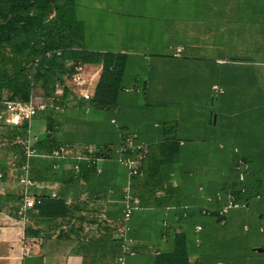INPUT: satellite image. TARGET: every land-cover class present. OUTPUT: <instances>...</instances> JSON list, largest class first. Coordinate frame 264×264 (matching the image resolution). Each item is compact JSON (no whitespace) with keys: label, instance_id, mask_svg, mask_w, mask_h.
Returning a JSON list of instances; mask_svg holds the SVG:
<instances>
[{"label":"crops","instance_id":"obj_1","mask_svg":"<svg viewBox=\"0 0 264 264\" xmlns=\"http://www.w3.org/2000/svg\"><path fill=\"white\" fill-rule=\"evenodd\" d=\"M214 4L207 3V8H211L203 17L211 18V22L204 20L197 25L184 21L182 28L174 23L165 24L168 29L161 45L168 52L171 50L172 55L163 51L153 58L152 55H135L130 60L125 53L127 64L131 61L137 64L138 59H144L147 64L137 67L143 74L132 73L133 83L122 81L123 90L115 110L95 108L77 96L76 91L73 106L54 109L66 126L90 125V138L113 139L114 147L122 136L131 132H136L138 139L147 143L165 137L176 139L171 160L163 168L169 170L172 184L179 185L184 194L182 208L189 209L191 214L187 222L196 221V224L209 222V218L200 216L197 209L205 205V189L217 191L215 189L225 184L228 174H233L228 170L233 166L234 152L246 153L250 179H264V54L252 60L237 52L242 43H264V20L223 16V10L228 9ZM175 34L184 36V40L171 37ZM224 45L232 48L224 51ZM178 47L182 49L176 54ZM84 48L122 53L121 49ZM257 50L263 52L264 48ZM195 58H199V62L193 66ZM87 65L97 74L94 85L90 86L93 94L101 65ZM215 84L222 88L221 92L213 91ZM200 100L206 101L205 104L215 103L218 115L204 111ZM82 144H76L73 151L85 146ZM94 144L90 140L87 145ZM19 157L6 153L1 155L0 161L6 159L8 166H14ZM32 157L28 160L29 170ZM53 160V164L58 163L55 177L35 180L40 187L33 192L40 196H63L69 207L64 217H40L31 208L25 220L18 219L19 199L13 202L14 193L20 195L21 186L16 179L18 164L15 174L6 168L0 170L5 173V178L0 177V206L3 207L0 209V264H119L121 241L115 257L111 248L114 245L112 237L120 240L121 235L107 223V218L120 221L126 167L114 157L106 158L101 162V173L90 170L83 177L71 169L73 159ZM52 192L56 196H52ZM257 199L255 197L254 204L248 208L253 219L258 213L264 215V200L260 204ZM9 205L15 206V215L10 214ZM170 210L162 209V217ZM81 218L90 219L89 226H84ZM199 234L200 231H192L190 241L198 242ZM170 247L171 242L165 235L157 244L137 240L135 254L127 255L126 260L128 264H140L143 254H156Z\"/></svg>","mask_w":264,"mask_h":264},{"label":"trees","instance_id":"obj_2","mask_svg":"<svg viewBox=\"0 0 264 264\" xmlns=\"http://www.w3.org/2000/svg\"><path fill=\"white\" fill-rule=\"evenodd\" d=\"M217 2L219 0H214V3ZM234 8L239 20L243 19L241 14L246 10H254V15L259 17L264 0H238V7ZM223 11L226 16L229 10ZM82 32L83 26L75 16L73 0H0V108L7 107L8 101L24 102L31 99L36 102L49 100L53 105L64 107L73 106L76 100L70 74L75 63L83 62L101 65L93 94L86 100L87 103L95 108L115 110L123 90L126 54L84 48L81 45ZM56 50H60V53L57 54ZM69 125L64 124L53 107H48L29 120L24 119L17 125H6L9 135L0 134V138L16 134L36 135L37 138L31 144L36 155L31 158L29 175L36 181L52 180L56 173L52 166L54 160L50 157L53 148L66 145L73 150L76 144H90V141H86L90 135V125H76V128ZM77 134L80 139L73 142ZM90 140L94 141L103 156L115 158L113 139L92 137ZM2 145V155L14 153L21 156L23 153L19 144L9 142ZM176 145V139L166 137L148 143L146 155L141 161L143 173L133 175L130 179L131 195L138 199V207L127 220V236L135 242L143 240L157 244L159 238L165 235L171 242L170 248H162L159 253L143 254L139 259L140 264H215L217 261L225 264H264V215L258 213L253 219L248 211L255 197L259 198L260 204L263 203L264 179L253 181L249 178L250 171L243 181L238 179L235 165L239 158L248 163L246 153H233V166L228 170L233 174H228L225 184L215 189L221 192V198L214 196V190H204L205 199L207 195L213 198L205 200L203 205L209 208L208 214L202 213L200 207L197 209V213L209 218V222L199 221L202 229L196 242L190 241V234L197 222H187L191 214L189 209L182 208L184 194L179 185L172 184L169 170L163 168L171 160L170 155ZM90 170L94 171V168L81 163L78 175L86 177ZM2 178H5V173ZM229 192L235 195L242 206L234 208V215H231L233 209L219 215L217 210L226 203ZM14 195L13 202H17L20 195ZM164 208L172 209L166 217H162ZM32 209L37 211L38 216L45 218L64 217L69 213L63 196L49 197L42 194L41 201ZM10 214L15 215L13 211ZM235 219L240 221L242 231L252 235L254 244L236 245L225 241L231 232L226 225H233ZM244 225L247 229L243 228ZM112 239L114 245L111 254L115 257L121 239ZM245 240L249 241L246 236L242 241L245 243ZM234 242L238 244V240Z\"/></svg>","mask_w":264,"mask_h":264},{"label":"rangeland","instance_id":"obj_3","mask_svg":"<svg viewBox=\"0 0 264 264\" xmlns=\"http://www.w3.org/2000/svg\"><path fill=\"white\" fill-rule=\"evenodd\" d=\"M208 1L210 0H74L73 2L75 4V15L77 19L82 21L80 22L83 25L81 38L82 46L94 49H121L122 52L128 55V59L130 58L131 60L135 55H152L151 57L153 58L156 55H161L163 51L172 55L171 50L168 52L161 45L164 33L168 29L165 27V24L167 26L174 23L175 26H181L182 28L184 25L182 22L184 21H187L189 24L197 25L199 23L203 24L204 20L211 22V18L203 19L211 8H207V3L212 6L215 5L214 0L212 2ZM218 3L220 4V8L230 9L229 11H226V16L238 15L237 11H233L234 7H238V0H219L217 4ZM253 11L254 10L243 11L241 14L242 18H258L264 20V8L259 17L254 15ZM172 30L174 29L172 28L171 31ZM171 37H177V35H171ZM178 38L184 40V36H179L177 39ZM146 45H150V47L146 48ZM231 48V46L224 45L223 50L230 51ZM260 48H264V43H242L239 45L237 52H239V55H245L246 57L255 60L264 54V51L259 52L257 50ZM197 62H199V58H195L192 61L193 66ZM139 64H147V62L144 59H138L137 64L132 63V61L130 64L126 63L122 77L123 82L133 83L131 76L133 72L143 74L141 70L138 71L137 69ZM92 72H94V70H92L91 73ZM96 76L97 75H95L93 79H91L92 76L90 77L92 83H95ZM199 103L204 111H211L218 115V108L215 103L211 104L209 102L208 104H205L206 101L202 100H200ZM5 115L6 107H1L0 134L9 135L8 127H6V124L3 121ZM68 138L69 137H67V140H70ZM74 138L75 140H73V142L78 141L80 139L79 134L75 135ZM86 141H90V135L86 137ZM2 144H7V142L0 139V149L3 146ZM1 155L0 151V159H2ZM18 159H21V157ZM1 162L0 170L3 171L6 168L9 173L12 172L11 174L17 172V164L14 166H8L6 159L1 160L0 163ZM7 208L9 211H13L15 206L9 205ZM232 213H234V211H231V214ZM80 221L84 223V226H89L90 219L81 218ZM228 222L230 221L228 220ZM238 225L239 228H237ZM240 227L241 224L238 219H235L233 225H230V223L227 224L226 228L230 229L231 232L226 236L227 238L225 241H230L236 245L254 244L255 242L252 235L249 232L242 231ZM244 236H246L249 241L245 240L244 243V241H242ZM20 239L22 240L23 238L20 236ZM235 240H238V244L234 242ZM28 253H30V251Z\"/></svg>","mask_w":264,"mask_h":264},{"label":"built area","instance_id":"obj_4","mask_svg":"<svg viewBox=\"0 0 264 264\" xmlns=\"http://www.w3.org/2000/svg\"><path fill=\"white\" fill-rule=\"evenodd\" d=\"M182 47H178L176 54L181 51ZM59 54L60 50H56ZM94 72L91 73V71ZM97 75L96 70L88 66L87 63L77 62L74 64L73 71L70 74V82L72 88L76 91L77 96L87 100L91 97L92 91L90 86H93L90 77ZM89 76V79H88ZM97 77V76H96ZM96 79V78H95ZM214 92H221L222 88L218 85H213ZM6 107V115L3 119L6 125L12 126L19 124L24 119H30L38 111L44 110L48 107H53L55 110L61 109L59 105H53L49 100H41L36 102L34 100L29 101H8ZM37 138L36 135L28 133L26 136L20 134L13 135L12 137H4L2 141L7 143H15L21 145L23 153L21 159L17 162L19 173L17 175V182L20 187V197L17 205L16 213L19 219L25 220L27 218L28 210L33 208L35 204L41 201L39 193L33 192L34 188H39L40 184L37 183L29 176V158L36 155L35 150L32 148V141ZM121 142L114 148L115 159L123 164L127 169V181L122 190L121 196V217L120 221L109 220L107 223L117 230L116 232L121 235V254L118 256L119 264H128L126 260L127 255L135 254V240L127 236L126 232L129 230L127 220L130 217L132 211L138 207V199L132 197L130 189V179L133 175L143 173L141 168V161L145 157L147 152L148 143L144 140L137 139V133L131 132L128 135L121 137ZM235 150H237L235 148ZM50 156L56 160L73 159L71 163V169L74 172H78L80 169L81 162H84L87 166L94 168L95 172H102L101 162L106 159L94 145H85L84 147L76 150L75 152L66 145H59L53 148ZM53 167H58V163H54ZM235 168L238 170V179L243 181L246 174L248 173V164L243 159L239 158L236 162ZM2 173L0 172V177ZM52 196H56L55 192L51 193ZM214 196L218 199L221 198L222 194L220 191H216ZM213 198L212 195H207L206 200L210 201ZM242 206L237 200L233 193L229 192L226 196V203H224L218 210L219 215H224L230 209L238 208ZM202 213L208 214L209 208L206 206L201 207ZM166 224V223H164ZM201 230L200 224L194 225V231L199 232ZM215 264H225L223 261H217Z\"/></svg>","mask_w":264,"mask_h":264}]
</instances>
